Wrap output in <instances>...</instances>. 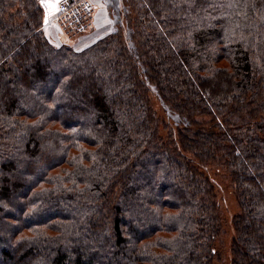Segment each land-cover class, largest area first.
I'll use <instances>...</instances> for the list:
<instances>
[{
  "label": "trees",
  "instance_id": "trees-1",
  "mask_svg": "<svg viewBox=\"0 0 264 264\" xmlns=\"http://www.w3.org/2000/svg\"><path fill=\"white\" fill-rule=\"evenodd\" d=\"M103 3L77 49L42 0H0V264H213L210 171L232 264H264V0Z\"/></svg>",
  "mask_w": 264,
  "mask_h": 264
},
{
  "label": "rangeland",
  "instance_id": "rangeland-1",
  "mask_svg": "<svg viewBox=\"0 0 264 264\" xmlns=\"http://www.w3.org/2000/svg\"><path fill=\"white\" fill-rule=\"evenodd\" d=\"M59 1L60 0H46V2L44 3L47 10L46 19H48V28H50L51 32L57 36H59L60 34L55 18L57 17L59 11ZM103 1L104 0H93L97 9L95 28L85 36L76 39V41L72 42L70 40V45L77 49H83L98 37L114 29L116 9L112 11L111 9H109L108 4L104 5ZM153 104L158 113L161 116L164 115L167 123H177L175 115H172L169 111H167L165 105L157 96L154 97ZM163 132H165L164 129ZM36 173L41 174L42 171L36 170ZM209 176L215 183L222 217V230L218 235L216 242L218 255L213 264H232L230 247L232 238L234 236L233 218L234 215L240 211V206L238 204L236 195L234 194L231 186L225 178H223L220 174L215 173L214 171H210ZM167 184H172V181L168 180ZM25 192L27 193V190ZM66 214L69 215V213ZM48 217L49 215L46 214L44 218L47 219Z\"/></svg>",
  "mask_w": 264,
  "mask_h": 264
},
{
  "label": "built area",
  "instance_id": "built-area-1",
  "mask_svg": "<svg viewBox=\"0 0 264 264\" xmlns=\"http://www.w3.org/2000/svg\"><path fill=\"white\" fill-rule=\"evenodd\" d=\"M55 21L68 38L77 39L95 26L96 6L92 0H60Z\"/></svg>",
  "mask_w": 264,
  "mask_h": 264
},
{
  "label": "crops",
  "instance_id": "crops-1",
  "mask_svg": "<svg viewBox=\"0 0 264 264\" xmlns=\"http://www.w3.org/2000/svg\"><path fill=\"white\" fill-rule=\"evenodd\" d=\"M51 22H52V20H51ZM47 26H48V25H47ZM47 30H48L49 33H52L51 30H50V28L47 27ZM53 34H54V33H53Z\"/></svg>",
  "mask_w": 264,
  "mask_h": 264
},
{
  "label": "snow or ice",
  "instance_id": "snow-or-ice-1",
  "mask_svg": "<svg viewBox=\"0 0 264 264\" xmlns=\"http://www.w3.org/2000/svg\"><path fill=\"white\" fill-rule=\"evenodd\" d=\"M46 2V0H42V3H45Z\"/></svg>",
  "mask_w": 264,
  "mask_h": 264
}]
</instances>
